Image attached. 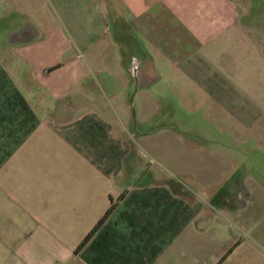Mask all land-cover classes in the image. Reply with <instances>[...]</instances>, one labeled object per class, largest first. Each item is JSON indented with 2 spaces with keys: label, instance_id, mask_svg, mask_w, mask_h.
I'll return each mask as SVG.
<instances>
[{
  "label": "crops",
  "instance_id": "1",
  "mask_svg": "<svg viewBox=\"0 0 264 264\" xmlns=\"http://www.w3.org/2000/svg\"><path fill=\"white\" fill-rule=\"evenodd\" d=\"M252 1L0 0V264H264ZM74 14L117 34L84 63L108 98Z\"/></svg>",
  "mask_w": 264,
  "mask_h": 264
},
{
  "label": "rangeland",
  "instance_id": "2",
  "mask_svg": "<svg viewBox=\"0 0 264 264\" xmlns=\"http://www.w3.org/2000/svg\"><path fill=\"white\" fill-rule=\"evenodd\" d=\"M250 12L252 18L255 20L261 19V24L264 26V0H253ZM90 19L91 22H89L88 17H77L76 14L69 18L60 17V37L67 48V56L78 58L82 66L85 67L87 74L92 76L95 81V77L98 75L93 68L96 66L90 69V66H85L84 63L88 59L110 58L112 53L115 56V53H117L115 50L116 45H111L109 43L110 41L114 42L116 40L117 34L114 29L108 25L106 26L107 28L102 27L101 18L92 15ZM96 65L99 68L101 67L99 63H96ZM102 77L101 79L104 80L107 78L103 73ZM95 83H97V85L92 90L93 96H100V98L103 99H105V97L108 98L107 85L104 84L101 86L98 80L95 81ZM137 104V100H134V103L132 101L130 102L132 111H134V105L136 106ZM208 132L210 133V129H208ZM249 147L250 146H243L242 152L248 153ZM156 165L158 167V163Z\"/></svg>",
  "mask_w": 264,
  "mask_h": 264
},
{
  "label": "trees",
  "instance_id": "3",
  "mask_svg": "<svg viewBox=\"0 0 264 264\" xmlns=\"http://www.w3.org/2000/svg\"><path fill=\"white\" fill-rule=\"evenodd\" d=\"M114 208V206H112L110 208V210L108 211V213L105 215V217L97 224V226L93 229V231L91 232V234L87 237V239L82 243V246H84L86 244V242L90 239V237L97 231V229L103 224V222L105 221V219L107 218V216L110 214L111 210Z\"/></svg>",
  "mask_w": 264,
  "mask_h": 264
}]
</instances>
